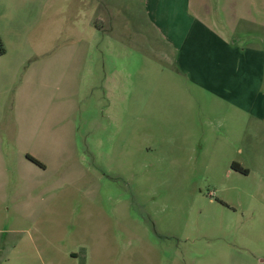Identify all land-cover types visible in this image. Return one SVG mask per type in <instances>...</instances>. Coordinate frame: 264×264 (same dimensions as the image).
Masks as SVG:
<instances>
[{
    "label": "rangeland",
    "instance_id": "374dc122",
    "mask_svg": "<svg viewBox=\"0 0 264 264\" xmlns=\"http://www.w3.org/2000/svg\"><path fill=\"white\" fill-rule=\"evenodd\" d=\"M143 2L0 0V264H264V136Z\"/></svg>",
    "mask_w": 264,
    "mask_h": 264
},
{
    "label": "crops",
    "instance_id": "0c3cea01",
    "mask_svg": "<svg viewBox=\"0 0 264 264\" xmlns=\"http://www.w3.org/2000/svg\"><path fill=\"white\" fill-rule=\"evenodd\" d=\"M257 1L260 8L248 0H144L141 30L164 36L154 58L228 102L230 125H255L264 136V0Z\"/></svg>",
    "mask_w": 264,
    "mask_h": 264
},
{
    "label": "trees",
    "instance_id": "16d2710c",
    "mask_svg": "<svg viewBox=\"0 0 264 264\" xmlns=\"http://www.w3.org/2000/svg\"><path fill=\"white\" fill-rule=\"evenodd\" d=\"M4 53H5V50L3 48L2 41L0 39V55H2ZM34 162H36V161L34 160ZM232 167H233L234 170L240 171L242 173H248L249 172L248 169L243 168L238 162H234Z\"/></svg>",
    "mask_w": 264,
    "mask_h": 264
}]
</instances>
